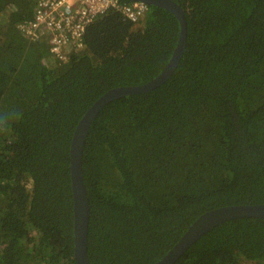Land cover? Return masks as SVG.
<instances>
[{
    "label": "trees",
    "instance_id": "trees-1",
    "mask_svg": "<svg viewBox=\"0 0 264 264\" xmlns=\"http://www.w3.org/2000/svg\"><path fill=\"white\" fill-rule=\"evenodd\" d=\"M121 3H129L120 0ZM186 44L171 76L112 100L86 138L91 264H153L202 213L264 203V0H179ZM36 0H0V264H76L69 149L110 88L159 74L170 12L96 16L61 61L22 25ZM173 264H264V219L228 220Z\"/></svg>",
    "mask_w": 264,
    "mask_h": 264
},
{
    "label": "water",
    "instance_id": "water-1",
    "mask_svg": "<svg viewBox=\"0 0 264 264\" xmlns=\"http://www.w3.org/2000/svg\"><path fill=\"white\" fill-rule=\"evenodd\" d=\"M141 2L162 8L176 17L180 34L172 55L162 71L154 78L140 85L113 87L99 96L85 111L74 127L69 149V175L73 206V257L76 264H91L88 257V229L90 207L82 170V156L89 129L99 112L112 100L130 94L146 93L163 84L175 70L186 44L187 26L184 10L179 0H126ZM241 218L264 219L263 204H232L217 207L200 214L186 229L178 242L164 257L153 264H173L184 252L212 228L228 220Z\"/></svg>",
    "mask_w": 264,
    "mask_h": 264
},
{
    "label": "built area",
    "instance_id": "built-area-1",
    "mask_svg": "<svg viewBox=\"0 0 264 264\" xmlns=\"http://www.w3.org/2000/svg\"><path fill=\"white\" fill-rule=\"evenodd\" d=\"M108 10H117L136 22L145 12L141 2L121 3L120 0H36L32 18L22 25L27 35H47L50 53L65 61L67 51L80 49L87 25Z\"/></svg>",
    "mask_w": 264,
    "mask_h": 264
}]
</instances>
